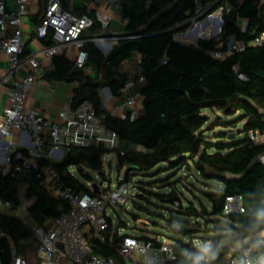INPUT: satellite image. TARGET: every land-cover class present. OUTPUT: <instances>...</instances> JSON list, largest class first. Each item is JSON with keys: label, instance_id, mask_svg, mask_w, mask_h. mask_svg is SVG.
I'll use <instances>...</instances> for the list:
<instances>
[{"label": "trees", "instance_id": "16d2710c", "mask_svg": "<svg viewBox=\"0 0 264 264\" xmlns=\"http://www.w3.org/2000/svg\"><path fill=\"white\" fill-rule=\"evenodd\" d=\"M204 3L212 12L222 8L219 35L184 44L174 37L177 32L185 31L187 28L182 26L192 20L193 0H120L121 17L126 21V28L123 34L115 37L110 50L103 53L91 41L101 36V26L96 20L97 6L89 0L83 13H89L93 25L83 32L82 37L88 42L82 48L87 53L86 67L90 73L75 70L65 56H56L52 61L53 70L44 73L42 79L76 82L72 107L76 108L88 100L97 113H105L108 128L118 134L119 147L113 152L94 146L76 148L67 152L60 163L40 160L39 166H52L67 186L88 192L87 187L76 175H70L68 169L74 167L79 177L92 182L90 173L103 171L102 160L106 153L116 155L118 171L126 167L125 182H130L134 174H149L155 168L161 170L165 167L173 171L192 163L202 179L220 185L216 188L207 182L209 190L203 195L210 204L209 209L200 203V215L191 202L183 206L179 192L172 189L173 184L166 187L168 192L155 196L173 206L178 202V206H174L178 209L177 215L227 224L234 237L211 261V264H219L235 254L231 249L236 242L245 247L264 236V163L260 161L264 155V142H254L248 136L250 132L264 136V47L250 46V42L264 32V0H205ZM63 8L68 9L65 4ZM242 22L245 23L243 29ZM178 27L177 31H171ZM231 38L243 44L245 49L227 55V43ZM216 52L223 56L216 58ZM133 53L141 58L140 70L145 84L136 89L142 102L136 118L131 121L109 116L102 108L100 90L107 87L111 96L121 95L129 76L121 73L120 67ZM24 54H27L25 49ZM204 111L224 116L238 114L233 122H243L239 131L243 137L236 139L233 135L229 139L232 134L218 132L214 138L219 141L211 142L206 135L210 131L206 128L209 118ZM217 119V126L231 127V122ZM16 152L27 153V150ZM36 174L34 169L22 170L13 176L0 172L1 200L19 206L20 188L26 187L25 198L32 200L28 212L34 228L57 217L58 208L64 206L39 185ZM232 195L242 197L244 212L224 216L225 200ZM170 217L185 223L179 218L181 216ZM121 227H126L124 222L117 228ZM34 228L13 213L0 211V230L4 236L0 240L1 263H9V242L19 253L30 243H36ZM197 231V228L175 230L178 236L172 239V243L178 258L166 264H201L190 254L182 253L184 249L191 254L201 251L183 239L191 238ZM112 237L116 244L119 241L117 233ZM223 238H212V244L216 245L210 254L215 253ZM93 251L124 264L115 246L94 243Z\"/></svg>", "mask_w": 264, "mask_h": 264}, {"label": "built area", "instance_id": "2783aa9c", "mask_svg": "<svg viewBox=\"0 0 264 264\" xmlns=\"http://www.w3.org/2000/svg\"><path fill=\"white\" fill-rule=\"evenodd\" d=\"M9 1L10 4L7 0H0V52L9 58L10 69L7 78L16 76V79L9 93L8 107L1 116L0 172L13 176L22 170H37L39 185L51 197L63 202L64 206L58 208L57 217L33 229L37 244L34 261L31 262L29 258L19 253L16 246L9 242L10 260L7 264H118L112 257L95 254L94 243L115 246L116 253L124 264H166L175 261L178 255L172 242L165 241L160 236L143 238L125 235L122 228H113V221L107 209L126 207L129 198L132 197L129 183L124 181L123 176L117 178L116 184L108 186L105 185L106 178L101 185L99 181L89 182L90 188H87L89 191L83 192L67 186L62 176L52 166H39L40 160L50 161V157L63 158L67 152L76 148L94 146L113 152L119 147V137L115 130L108 128L107 115L97 113L88 100L82 101L76 108L72 107L70 101L60 111L57 120H50L42 113L28 109L26 105L36 82V75L53 70L52 60L56 56H64L67 49L74 51L72 62L74 69L90 73V69L86 67L87 53L82 48L88 42L82 37L83 32L93 25L89 13L76 15L63 8L62 0H46L44 14L35 34L47 45L34 54L25 55L21 25L27 16L29 0ZM99 1L93 0V3L97 5ZM204 2L205 0H193L194 16L189 22H199L198 25L203 23L207 27L215 18L213 14L215 11L212 12ZM209 11L211 12L208 13ZM221 12L222 8L218 14ZM95 15L98 22L106 20L99 12ZM218 18H221V15L216 20ZM244 26L245 23L242 22L241 29ZM9 27L12 28V33L6 36ZM197 30L187 34H195ZM206 35H211L210 29ZM232 39L227 43V55L245 49L243 44ZM91 41L100 44L99 39ZM250 46L264 47V32L256 36L250 42ZM222 56L221 52L215 53L216 58ZM140 63L141 58L138 56L135 60L136 68L122 88L121 95L117 97L123 100L126 109L119 119L129 118L132 121L137 116L139 105L135 96L139 94L136 89L145 84ZM25 69L26 73L18 76L19 71ZM15 131L29 135L30 146L26 149L27 153L16 152L15 149L11 150L5 146ZM248 136L254 142H261V135L257 132H250ZM260 161L264 163V155L260 157ZM68 172L75 176L76 169L70 167ZM94 174L99 180L97 173ZM93 183L98 185V193H94ZM174 206L177 207L178 202H175ZM18 208L19 206L0 199V209L16 211ZM243 212L240 195L226 198L224 216ZM114 233L119 237L116 244L113 243ZM3 238L0 230V240ZM184 242L196 247L189 239H184ZM182 253L190 254L201 264H211L213 260L210 255L201 251L191 254L184 249ZM0 264L3 263L0 261ZM219 264H264V236L258 237Z\"/></svg>", "mask_w": 264, "mask_h": 264}, {"label": "rangeland", "instance_id": "374dc122", "mask_svg": "<svg viewBox=\"0 0 264 264\" xmlns=\"http://www.w3.org/2000/svg\"><path fill=\"white\" fill-rule=\"evenodd\" d=\"M220 9L221 8L213 13L215 18L207 27L203 25V23L198 25L199 22H191V25L185 31L177 32L174 37L175 40L184 44L194 43L191 34L188 35L187 33L193 32L195 29H198L201 34L198 36L199 39H211L217 31L216 19L221 15L220 13L218 14ZM209 29L211 30L210 36L206 35ZM104 88L105 87H102L101 89ZM204 114L209 118L206 128H209L210 131H207L206 135L211 142L219 141L214 138L215 134L218 132L229 133V135L232 134L234 137L236 136V139L243 137L242 133L239 134V131L242 130L243 122H233L239 116L238 114L224 116L221 113H214L211 111H207ZM217 118H220L223 122H231V127L217 126L216 124L219 122ZM261 138H264V136H261ZM226 140H228V138ZM61 160L62 158L50 157L51 163H60ZM102 166L106 178L105 185L107 186L116 184L117 178L124 176L126 171V167L118 171L116 155L112 153H106L103 156ZM162 167L164 166H161V168ZM74 174L85 187L90 188L88 185L89 182H86L83 178L79 177L76 172H74ZM90 175L93 182L99 181L96 178V174L91 172ZM207 182L209 181L202 179L192 163H189L186 167L173 171H169L164 167L161 170L155 168L149 174H134L132 175V180L128 182L129 188L132 192V197L129 198L128 206H117L112 210L107 209L108 215L113 221V228H117L121 225V222H124L126 227H121L124 234H129L135 237L160 236L170 243L172 242V239H175L178 236L175 230L197 228V233L192 235L189 240L195 244L196 248H199L208 254L216 245L212 244V238L217 236L224 237V234L230 233L227 224L222 221L213 222L210 221V219L203 220L202 217L195 218L191 216L177 215V208L172 204L160 201L158 197L155 196V194H165V192H168V188L173 184L172 189H176L177 192H179L182 205L185 206L188 202H191L193 207L196 208L201 215L200 203H202L207 209L210 207V204L203 195V192L209 190ZM209 183L216 188L219 186L213 181ZM140 187L141 189H139ZM25 190L26 187L21 186L19 208L16 211L3 209H0V211L4 213H13L23 220V222L29 227L34 228L35 225L28 212V207L32 200L25 198ZM170 210L173 211V213H171ZM170 215L181 216L179 218L185 220V223L182 224L177 220H172ZM225 240L226 239H220L215 253L219 251L220 246ZM240 244V242H237L238 246ZM36 247V243H30L22 249L21 254L25 255L31 262H33L34 257L36 256Z\"/></svg>", "mask_w": 264, "mask_h": 264}, {"label": "crops", "instance_id": "0c3cea01", "mask_svg": "<svg viewBox=\"0 0 264 264\" xmlns=\"http://www.w3.org/2000/svg\"><path fill=\"white\" fill-rule=\"evenodd\" d=\"M10 4L11 1L7 0ZM89 0H62V6L65 4L72 13L79 15L83 13L84 8L87 6ZM46 0H29L27 6V16L23 19L21 25L22 42L23 47L27 51L26 55L34 54L40 51L46 43L39 40L36 37L35 30L44 14V7ZM97 6V12L102 14L105 21L99 22L101 26V36L97 39L100 40V44L95 46L103 53H107L112 44L115 42V37L124 33L126 28V21L121 17L120 0H100ZM108 20V21H107ZM12 33V28L7 29L6 36ZM194 33H198V30ZM200 34V33H198ZM65 58L70 62H73L74 51L67 49L65 52ZM139 55L133 53L131 57L125 60L121 64V73L127 74L129 77L132 71L136 68L135 60ZM53 61V60H52ZM53 66V64H52ZM10 69V62L8 55L0 52V122L2 113L8 107V97L12 88L13 81L16 76L7 78L8 71ZM25 70H21L18 76L24 75ZM42 75H36V82L29 94L27 100V108L42 113L46 118L50 120H57L60 111L68 104L73 98V90L77 87V83H69L64 81H47L42 79ZM107 87L101 89L100 97L102 102V108L113 118H120L121 114L126 110L123 100L117 97L109 95ZM104 95V98H103ZM135 100L141 108L142 98L140 95L135 96ZM207 111H204L206 113ZM264 142V138L261 139ZM5 144L9 149H27L29 144V135L21 132H13L11 137ZM219 185V184H218ZM220 188V185L218 186ZM225 242L220 248L231 238L234 237V233L230 231L229 234H224ZM183 239H188L184 237ZM219 248V250H220ZM242 248V243L238 246L237 242L233 245L231 253L237 252ZM199 249V248H198ZM200 250V249H199ZM201 252H204L201 250ZM219 252V251H218ZM218 252L214 254L208 253L213 259L216 258ZM207 254V253H206ZM36 256L34 257V259ZM34 261V260H33Z\"/></svg>", "mask_w": 264, "mask_h": 264}, {"label": "water", "instance_id": "95a60500", "mask_svg": "<svg viewBox=\"0 0 264 264\" xmlns=\"http://www.w3.org/2000/svg\"><path fill=\"white\" fill-rule=\"evenodd\" d=\"M210 12H211V11H209L208 13H210ZM208 13H206V14H208ZM206 14H205V15H206ZM190 25H191V22H188L187 24L183 25L182 28H184V29L189 28ZM221 25H222V20H221V18H218V20H217V31H216V33L213 35L212 38H215V37H217V36L219 35ZM178 29H179V27H178V28H175V29H173V30H171V31H172V32H175V31H177ZM191 36H192V38L194 39V43L199 39L197 33H196V34H191ZM232 40H233V39H232ZM239 76H240L241 78L244 79V76H243L242 74H239ZM107 92H108V94L110 95V91H109V89H107ZM228 138H229V139L233 138V135L229 136ZM97 176H98V178H99V185H101V184L105 181V175H104V172H103V171H99V172H97ZM92 189H93L94 193H98V185H97L96 183H93V184H92ZM256 239H257V238H256Z\"/></svg>", "mask_w": 264, "mask_h": 264}, {"label": "bare ground", "instance_id": "6f19581e", "mask_svg": "<svg viewBox=\"0 0 264 264\" xmlns=\"http://www.w3.org/2000/svg\"><path fill=\"white\" fill-rule=\"evenodd\" d=\"M196 34V33H195ZM201 35V34H200ZM198 36H199V34H198Z\"/></svg>", "mask_w": 264, "mask_h": 264}]
</instances>
